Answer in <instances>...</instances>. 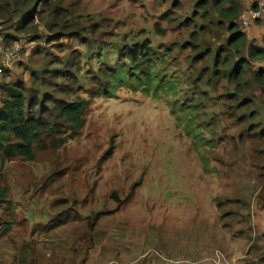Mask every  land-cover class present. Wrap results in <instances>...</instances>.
Instances as JSON below:
<instances>
[{
  "label": "rangeland",
  "instance_id": "rangeland-1",
  "mask_svg": "<svg viewBox=\"0 0 264 264\" xmlns=\"http://www.w3.org/2000/svg\"><path fill=\"white\" fill-rule=\"evenodd\" d=\"M199 2L0 0V30L26 45L2 78L30 84L33 70L67 89L57 96L89 101L84 126L57 151L0 160L10 206L0 211V256L264 264V86L252 82L264 60L234 80L238 55L226 49L219 8ZM263 23L244 30L249 42L264 44L253 28ZM136 45L152 53L151 79L109 88L114 67L133 76Z\"/></svg>",
  "mask_w": 264,
  "mask_h": 264
},
{
  "label": "trees",
  "instance_id": "trees-1",
  "mask_svg": "<svg viewBox=\"0 0 264 264\" xmlns=\"http://www.w3.org/2000/svg\"><path fill=\"white\" fill-rule=\"evenodd\" d=\"M35 1V0H32ZM42 2L43 0H36ZM208 0H200L198 5L205 6ZM214 7L219 8L220 22L225 25L228 31L226 49L235 52L238 59L234 62L235 71L230 74L234 80L244 77L247 67L251 61L264 60V44L249 42L246 32L239 27V15L242 11V4L238 0H211ZM35 14V13H34ZM22 22L19 29H24L23 24L34 20L33 15ZM5 19V18H4ZM14 19V18H12ZM9 41V36H7ZM140 46L141 52H137ZM143 45H136L131 49V74L122 64L114 67L108 72L111 78L110 85L116 78L124 81H149L148 70L152 66V53ZM247 50V56L243 51ZM144 54V56H139ZM228 63L229 61H225ZM230 63V62H229ZM127 73V74H126ZM113 79V80H112ZM155 80V78L153 79ZM258 82L264 86V69L254 71L252 82ZM52 88L53 92H45L43 88ZM67 89L59 86L56 88L47 82L46 76H39L32 70L31 83L17 80L1 87L2 105L0 106V160L3 163L11 160L33 161L40 151L51 149L57 151L70 138L78 135L84 126V112L89 101L82 97L74 100H67L56 93L64 94ZM264 134V130L261 132ZM8 189L0 185V211L3 206H9ZM62 200V203H66ZM70 214V212H69ZM4 229H11L12 224L3 222ZM6 227V228H5ZM7 231V230H6ZM23 246L22 251H26ZM18 264H29L28 257L24 252L19 253L15 258ZM32 264V262H31Z\"/></svg>",
  "mask_w": 264,
  "mask_h": 264
},
{
  "label": "built area",
  "instance_id": "built-area-1",
  "mask_svg": "<svg viewBox=\"0 0 264 264\" xmlns=\"http://www.w3.org/2000/svg\"><path fill=\"white\" fill-rule=\"evenodd\" d=\"M238 19L242 30H247L253 23L264 20V0H256L253 5L243 9ZM25 49L24 42L15 40L11 43L7 40L6 33L0 30V78L11 69Z\"/></svg>",
  "mask_w": 264,
  "mask_h": 264
},
{
  "label": "crops",
  "instance_id": "crops-1",
  "mask_svg": "<svg viewBox=\"0 0 264 264\" xmlns=\"http://www.w3.org/2000/svg\"><path fill=\"white\" fill-rule=\"evenodd\" d=\"M255 2H256V0H253V2L250 5H248V6L250 7ZM253 28H254L255 35H258V34H261V33L264 34V23H263L262 27L257 25V26H254ZM250 36L254 37V34L251 33ZM10 70H12V69H10ZM16 81H17L16 79L10 80L9 78H2V77L0 78V106L2 105V91H1V87L4 84H10V83H13V82H16ZM262 184L264 186V182ZM0 264H18V263L16 262L15 257L6 258L5 256H0Z\"/></svg>",
  "mask_w": 264,
  "mask_h": 264
}]
</instances>
